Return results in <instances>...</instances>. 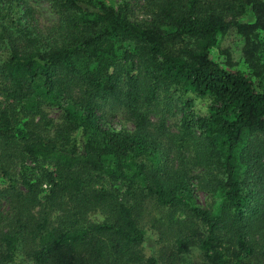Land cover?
Wrapping results in <instances>:
<instances>
[{
	"label": "trees",
	"instance_id": "obj_1",
	"mask_svg": "<svg viewBox=\"0 0 264 264\" xmlns=\"http://www.w3.org/2000/svg\"><path fill=\"white\" fill-rule=\"evenodd\" d=\"M232 32L264 36V0H0V264H161L152 208L177 256L264 264V64L212 60Z\"/></svg>",
	"mask_w": 264,
	"mask_h": 264
},
{
	"label": "rangeland",
	"instance_id": "obj_2",
	"mask_svg": "<svg viewBox=\"0 0 264 264\" xmlns=\"http://www.w3.org/2000/svg\"><path fill=\"white\" fill-rule=\"evenodd\" d=\"M107 5L117 6L120 0H103ZM30 5L36 11L35 23L39 27H48L57 22L56 17L51 13L50 7L46 3H30ZM211 59L217 62L223 69L228 72H242L247 78L254 81L256 79V72H253V68L257 63L264 64V36L250 37L248 40L243 38L237 33H230L225 36L219 46L212 50ZM264 88V79L261 81ZM1 100V98H0ZM198 109L205 110L203 103L198 105ZM103 112L106 119V125L115 130H131L132 125L128 122L121 112L112 113L109 107H103ZM44 113L46 118L52 122V126L49 128V136H53V131L58 125L62 123L63 113L59 108H45ZM37 121V119H36ZM168 126L171 130L175 131L174 120H168ZM43 168H48L47 164H42ZM43 194L47 192V187H43ZM42 194V195H43ZM197 202L204 206L205 196L199 194L197 196ZM149 217H147L144 230L147 235L145 246H143V253L146 256H156L161 264H209L208 256L198 249H192L190 254L177 256L175 251L172 250L167 241L166 245L161 244V241H157L159 238V231L164 230V222L166 215L164 212L158 211L156 208L149 210ZM102 216L99 214H91L89 220L93 222H101ZM214 254H212L213 256ZM211 256V255H210ZM216 256L222 259V264H230L228 256L223 248H220L216 252Z\"/></svg>",
	"mask_w": 264,
	"mask_h": 264
}]
</instances>
